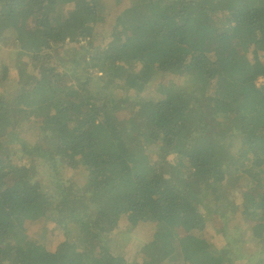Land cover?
I'll return each mask as SVG.
<instances>
[{
    "label": "trees",
    "instance_id": "16d2710c",
    "mask_svg": "<svg viewBox=\"0 0 264 264\" xmlns=\"http://www.w3.org/2000/svg\"><path fill=\"white\" fill-rule=\"evenodd\" d=\"M0 48V264H264V0H0Z\"/></svg>",
    "mask_w": 264,
    "mask_h": 264
},
{
    "label": "rangeland",
    "instance_id": "374dc122",
    "mask_svg": "<svg viewBox=\"0 0 264 264\" xmlns=\"http://www.w3.org/2000/svg\"><path fill=\"white\" fill-rule=\"evenodd\" d=\"M157 12H159V8L152 9V12L150 11L151 14L148 15V18L156 17V16L153 15V13L157 14ZM7 26L8 25H6L5 27H7ZM193 28L196 29L198 32H200L199 38H200V41L202 42L201 45L206 44L209 41L208 39L210 38V36H212V33L210 32L209 28H207L200 21ZM16 29L17 30H22V26L19 25ZM199 38L198 39L192 38V39L194 41L195 40L199 41ZM137 47H139V48H137ZM134 48H137V49H134ZM134 48H133L134 50L132 49L133 54L131 53L134 58H138V57H141V56L145 57L146 59L154 58V57L150 56V51H149V49H147L146 46L137 45ZM2 51L3 50L0 48V55H1ZM68 52H69L70 57L72 59L77 58V57L81 56L82 54L86 56V54L81 49H77L76 50L74 48L67 47V48L64 49V53L68 54ZM156 59L157 60H164V58L159 57V56H157ZM64 68L67 71L71 72L72 69H73V63L72 62L70 63L69 60H68L67 63L64 65ZM179 75H180V81H182V80H184L186 78V76L184 74H179ZM261 81H262V79L259 78L257 83H259ZM150 92L151 91H149L148 93H150ZM203 93H204V91L202 89L198 90V88H197L195 90L194 96L198 97L200 95V98L204 99L203 102H205V98L203 97ZM119 96L124 98V99H127L129 97V90L125 89L124 91H122L121 94H119ZM158 99H159V96L154 92V94L151 96V100L158 101ZM123 132H124V134H128L129 133V129L127 127H124ZM128 136H129V134L126 135L125 137H123L125 139V141H128ZM40 170H41L40 171L41 172V177H42L44 183L48 184V185L51 184L55 173H58L59 176L62 177L64 180H67L70 176L73 175V172L71 170H69L67 168V166H60L59 168H56V169L52 168L51 166H46L44 168H41ZM138 180H140V178H138ZM75 188H79V190H76ZM68 194H70V197L68 196V199H69L70 202L74 201L75 199L84 201L88 197H91L93 200L94 199H98V200L102 199V197L98 193L94 192V190H92L90 187H88V188H86L84 190L82 187H79L78 185H75V184H73L70 187V189L68 191ZM241 195H242V189L240 187H238L235 192L231 193V198L240 197ZM234 231H235V228L232 227V232L234 233ZM127 238H133V239L136 240L137 239L136 231L128 232ZM240 239L242 240V242H246V240H248V234H244ZM128 240L131 243V244H129V246L131 248H128V254H132L133 256H131V258L136 260V250H137L136 246L134 244H132L130 239H128ZM121 247H124V245H119L118 246V250H120ZM143 259H145V264H155L154 261L151 262L150 256H148V255L143 257ZM158 264H168V263H165V262L163 263V262L159 261Z\"/></svg>",
    "mask_w": 264,
    "mask_h": 264
}]
</instances>
